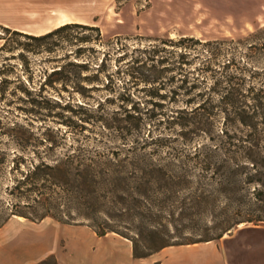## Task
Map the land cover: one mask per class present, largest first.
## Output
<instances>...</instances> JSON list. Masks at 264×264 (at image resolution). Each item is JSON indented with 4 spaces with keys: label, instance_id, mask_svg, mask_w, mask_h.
Here are the masks:
<instances>
[{
    "label": "trees",
    "instance_id": "1",
    "mask_svg": "<svg viewBox=\"0 0 264 264\" xmlns=\"http://www.w3.org/2000/svg\"><path fill=\"white\" fill-rule=\"evenodd\" d=\"M0 28L3 108L14 107L26 115L59 120L53 122L78 129L72 131L74 136L47 126L45 133H39L30 124L0 118V180L8 170L12 176L6 189L14 200L9 209L0 206V229L14 217L32 223L51 218L61 225L88 226L99 237L117 234L132 243L135 259H143L170 246L220 240L243 223H264V138L257 121H263L264 129V88L245 90L241 85L244 79L229 72L231 62L216 69L214 60L219 52L210 48L212 43L185 35L158 39L155 44L133 49L132 55L137 56L131 57L126 71L119 63L129 53L115 60L116 74L127 75L128 83L144 85L141 92L153 106L152 111L144 112V104L131 89L117 92L115 78L109 73L110 56L96 49L111 41L104 43L99 27L69 23L42 35ZM204 53L211 58L197 67L195 62ZM208 79L213 84L203 87ZM167 83L177 86L166 89ZM100 91L108 95L98 99L93 109L86 102L95 101L92 94ZM62 92L80 95L84 103L76 106L85 117L74 121L64 115L74 111L72 98L65 99ZM178 96L187 97L185 109H178L176 117L172 115L168 128L179 127V136L185 141L203 133L216 144L196 145L190 153L168 151L163 157L158 149L170 148L171 138L150 137L148 122L161 114L167 100L178 102ZM113 102H118L123 112L100 115L105 104ZM222 114L225 121L240 124L249 133L240 135L228 127L216 141L210 125ZM98 124L117 134L118 148L84 135L87 125ZM191 167L212 174L208 186L214 187L234 212L216 237L180 243L163 223L167 206L186 203L185 198L181 200L185 190H192L188 201L194 205L207 204L211 197L200 183L206 178L193 179ZM251 193L254 203L249 200ZM38 264L60 263L52 255Z\"/></svg>",
    "mask_w": 264,
    "mask_h": 264
},
{
    "label": "rangeland",
    "instance_id": "2",
    "mask_svg": "<svg viewBox=\"0 0 264 264\" xmlns=\"http://www.w3.org/2000/svg\"><path fill=\"white\" fill-rule=\"evenodd\" d=\"M79 22L85 25H95L101 29L105 42L111 40L109 46H96V49L102 50L110 56L109 73L115 78V86L117 92H122L126 87L131 89L136 95L137 100H140L147 109H152V104H147L150 99L145 93L141 92L144 88L143 84L134 85L128 83L129 77L127 75L116 74L115 60L124 52L129 53L119 65L123 71L128 68V63L132 60L131 57L133 49H142L150 44H155L158 39H177L182 35L194 37L202 43H212L210 48L216 49L219 56L214 63L217 65L216 69L222 70L225 65L230 62L233 66L229 72L236 73L241 76L244 81L241 85L245 90L248 88H264V0H95V5L86 11H80ZM1 26V25H0ZM13 29V28H11ZM16 30V29H13ZM45 28H24L19 31L24 33H44ZM3 30L0 28V35ZM195 47H201L196 45ZM120 49V50H119ZM92 54V53H91ZM101 56V55H100ZM210 55L204 53L196 60L197 67L205 61H209ZM43 63L38 64L42 65ZM195 67V66H194ZM41 66H39V69ZM40 74L37 73V79ZM195 77L197 73H195ZM213 84L212 79H208L203 87H210ZM177 84L167 83L166 89L176 87ZM65 99L72 98L73 111L64 112V115L74 121H79L86 115L76 104L84 103L82 98L77 93L62 92ZM95 101L88 100L86 103L93 107L97 104L98 99H104L108 93L105 91L95 92L92 94ZM171 95V94H169ZM251 96L250 94H248ZM178 102L174 103L167 100L160 115L152 119L148 129L152 130L153 137L171 138L168 148H156L160 151L161 156L166 157L168 151L175 153L184 151L190 153L196 145L206 144L210 147L216 144L209 140V135L203 133H196V136H191V139L185 141L179 136L180 128L172 125L170 128L168 122L172 120V115L176 117L178 109H185L186 96H178ZM249 100H251L249 98ZM252 102V101H250ZM248 102V103H250ZM19 104V103H17ZM21 105V104H19ZM27 107L26 105H23ZM0 102V118H4V122L18 121L27 125H32V128L39 132L45 133L46 126L51 128H59L63 132L67 131L74 136L73 132L78 129L73 127L68 129L62 124H57L51 118L36 115H26L14 109V107H5ZM8 109L9 112H8ZM93 109H96L94 107ZM123 112L119 103H106L101 111L106 117L113 116V113ZM152 111V110H150ZM61 113V110H56ZM98 114V113H95ZM151 114V113H150ZM145 117V116H144ZM149 117L146 115V118ZM225 116L217 115L212 121L210 127L213 130L212 137L217 141L223 137V131L228 129L230 131H238L240 135L248 134L249 130L234 122L225 121ZM63 118V121H67ZM70 120V119H69ZM260 123L259 132L264 138V129L260 118L257 120ZM232 126H229V125ZM87 131L84 135L90 139H103L113 148L120 146V140L116 138L117 134L111 130L105 129L100 124L87 125ZM48 133V132H47ZM214 143V144H213ZM173 147V150L171 149ZM224 157V156H223ZM3 179L0 180V206L10 208L9 205L14 203V200L8 194L7 186L10 185V175L8 170L3 171ZM189 175L193 179L206 180L202 182L204 189L211 193V197L206 203H189L188 194L192 190H185L181 195L182 201L186 203L182 205H175V208L168 205L164 212L163 223L168 225L169 233L175 237L174 241L180 243H189L192 240L196 241L203 237H216L220 233V228L233 214V209L229 208V202L222 196H218L214 191V187L208 186L211 184L207 178L210 179L211 173H204L194 167L190 168ZM199 184V183H198ZM194 185V188L198 187ZM253 186L251 192H253ZM216 192V193H215ZM249 200L255 202L254 195L249 194ZM184 202V201H183ZM181 206V207H179ZM228 211V212H227ZM227 213V215H226ZM7 225L8 228L14 229L17 227L31 228L32 230L45 228L52 225H60L51 218H47L42 223H32L24 218L14 217ZM264 223H243L223 237L231 236L235 231L246 225H262ZM69 226V225H66ZM218 241V240H216Z\"/></svg>",
    "mask_w": 264,
    "mask_h": 264
},
{
    "label": "crops",
    "instance_id": "3",
    "mask_svg": "<svg viewBox=\"0 0 264 264\" xmlns=\"http://www.w3.org/2000/svg\"><path fill=\"white\" fill-rule=\"evenodd\" d=\"M94 5L95 0H0V25L45 28L30 33L42 35L69 22L81 24L80 11ZM8 224L0 229V264H38L52 255L60 264H264V224L243 226L218 241L170 246L143 259L134 258L129 240L114 233L99 237L88 226L32 230Z\"/></svg>",
    "mask_w": 264,
    "mask_h": 264
},
{
    "label": "bare ground",
    "instance_id": "4",
    "mask_svg": "<svg viewBox=\"0 0 264 264\" xmlns=\"http://www.w3.org/2000/svg\"><path fill=\"white\" fill-rule=\"evenodd\" d=\"M70 23V22H69Z\"/></svg>",
    "mask_w": 264,
    "mask_h": 264
}]
</instances>
